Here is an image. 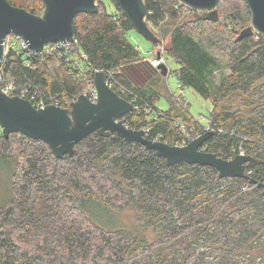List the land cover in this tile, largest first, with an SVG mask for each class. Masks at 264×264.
Segmentation results:
<instances>
[{
  "label": "trees",
  "instance_id": "16d2710c",
  "mask_svg": "<svg viewBox=\"0 0 264 264\" xmlns=\"http://www.w3.org/2000/svg\"><path fill=\"white\" fill-rule=\"evenodd\" d=\"M7 1L35 15L44 10L42 0ZM143 1L147 26L164 27L169 37L166 54L178 64L181 88L212 102V134L201 149L253 157L246 173L264 182V35L236 40L228 30V22L250 21L246 2L219 0L216 21H180L181 9L195 10L177 0ZM112 2L114 10L96 0L95 12L75 15L74 41L62 57L10 49L7 78L68 107L95 72L113 71L131 90L125 99L134 108L122 118L128 128L170 145L205 132L168 88V72L161 76L127 39L132 26ZM218 24L220 35L205 33ZM222 37L230 39L225 66L209 49ZM161 98L165 109L157 107ZM0 176L9 188L0 196V264H264V188L221 178L210 166L167 165L114 132H92L61 158L41 140L0 133ZM129 214L135 222L124 223Z\"/></svg>",
  "mask_w": 264,
  "mask_h": 264
},
{
  "label": "water",
  "instance_id": "95a60500",
  "mask_svg": "<svg viewBox=\"0 0 264 264\" xmlns=\"http://www.w3.org/2000/svg\"><path fill=\"white\" fill-rule=\"evenodd\" d=\"M44 10L35 15L23 8L12 6L7 0H0V60L3 56V39L8 34L21 36L29 50L41 52L48 43L70 42L73 39V19L77 13H93L97 10L96 0H42ZM129 20L132 29L152 43L158 39L149 30L145 17L147 13L143 0H114ZM194 9V17L200 20L216 21L219 0H178ZM251 12V24L243 28L236 40L251 36L255 32L264 35V0H244ZM159 53H157V56ZM163 77L168 69L163 63L157 68ZM96 100L82 93L70 102L68 107L48 104L36 108L19 96H8L0 90V133L7 137L19 132L26 137L46 143L56 157L72 155L74 146L92 132L101 135L114 132L128 142H138L146 149L154 150L165 159L167 165L179 162L210 166L218 171L219 177H239L251 184L264 188V182L250 178L247 164L255 159L243 152L231 159H225L201 149L212 134L205 131L184 146L170 145L156 139H149L143 129L128 128L122 118L131 113L133 104L119 96L106 84L104 72L97 71L93 77Z\"/></svg>",
  "mask_w": 264,
  "mask_h": 264
},
{
  "label": "rangeland",
  "instance_id": "374dc122",
  "mask_svg": "<svg viewBox=\"0 0 264 264\" xmlns=\"http://www.w3.org/2000/svg\"><path fill=\"white\" fill-rule=\"evenodd\" d=\"M107 9L108 10H114V4L112 0H103ZM178 1V0H177ZM179 2V1H178ZM190 8V7H189ZM194 10V9H193ZM191 10H185L181 9L180 11V16L179 19L180 21H185V20H191ZM42 14V13H40ZM228 30L232 31L234 36L239 34V29L249 26L251 24V18L250 21L248 22H228ZM223 25V23H222ZM221 24H218L216 26H209L205 25V33L207 34H215L211 36H218L221 33V30L223 28ZM227 27V26H226ZM149 30L154 34V36L158 39L156 43H152L145 39L142 35L137 33L135 30L131 29L128 31L126 34L127 39L136 46V48L140 52V56L144 57L145 59L150 58L153 56L154 53H160L163 55L165 59V65L168 69V75L166 76V84L168 88L170 89L171 92L174 93V95H179L181 92H183V98L185 102L188 103V110L190 114L202 125H204V129L208 128L207 121H208V116L213 109L212 102L209 99H206L202 96H200L197 92H195L192 88L190 87H184L182 89H179L177 86V79L174 73V70L177 69L178 64L166 54V49L168 46V40L169 37L165 35L164 32V27L160 30L158 28H155L151 23L148 26ZM233 38V36H232ZM231 38V39H232ZM221 43L217 46H212L209 47L211 52L218 58V60L225 66L227 62V56L225 54V47L227 46L228 42L230 41L229 38L227 37H222ZM87 87L89 84H86ZM86 87V88H87ZM84 93V92H83ZM70 104V103H69ZM157 107L161 109H165L167 107L166 101L161 98L157 103ZM209 128L207 129V131ZM179 146V145H178ZM3 170V169H2ZM9 190L8 185L4 177L0 176V196H5L7 194V191ZM132 215L129 214V216H123L122 221L125 223L127 222L128 224H131L135 222V219H132Z\"/></svg>",
  "mask_w": 264,
  "mask_h": 264
},
{
  "label": "built area",
  "instance_id": "2783aa9c",
  "mask_svg": "<svg viewBox=\"0 0 264 264\" xmlns=\"http://www.w3.org/2000/svg\"><path fill=\"white\" fill-rule=\"evenodd\" d=\"M72 41H74V38L70 42L48 43V44L43 46L41 52H39V53L43 52V53L51 54V55L56 53L59 57H62L63 56L62 50H66V49L70 48ZM2 47H3V56H2V59L0 60V90L8 96H11V97L12 96H19L21 98L27 99L36 108L44 107L48 104L57 105L55 102L46 103L44 98L38 96L35 91L29 90L25 86H19L15 82L9 80L7 78V74L3 71V65H2L3 59L5 58L7 52L10 49L20 48V49L25 50L28 53H31V54L36 55V56L39 53L29 50L25 40L17 34H8L3 39ZM146 60L155 69H157L158 66H160L161 64H163V63L165 64V60H164L163 55H161L159 53V55L157 56V52L154 53L153 56H151L150 58H148ZM104 77H105V81H106V84L108 85V87L113 89L119 96L126 98L127 96H129L131 94V90L127 89L122 83H120L117 80L113 71L104 73ZM177 86L179 89H182L180 86V83H178V82H177ZM84 94L88 95L90 100H92V101L96 100V93H95L93 84L91 87L89 86L84 91ZM176 97L177 98L183 97V92H181ZM208 128L204 129V131H207ZM143 130H144V133L146 134L147 129H143ZM182 134L183 135L186 134V132L183 129H182ZM199 135H197V136H199ZM187 143L188 142H186V141L184 142V140H182L181 143H177L175 145L184 146Z\"/></svg>",
  "mask_w": 264,
  "mask_h": 264
},
{
  "label": "crops",
  "instance_id": "0c3cea01",
  "mask_svg": "<svg viewBox=\"0 0 264 264\" xmlns=\"http://www.w3.org/2000/svg\"><path fill=\"white\" fill-rule=\"evenodd\" d=\"M155 69V68H154ZM157 70V69H156Z\"/></svg>",
  "mask_w": 264,
  "mask_h": 264
}]
</instances>
